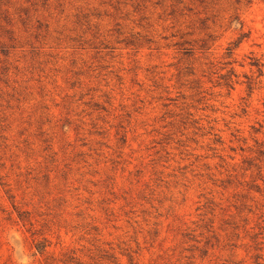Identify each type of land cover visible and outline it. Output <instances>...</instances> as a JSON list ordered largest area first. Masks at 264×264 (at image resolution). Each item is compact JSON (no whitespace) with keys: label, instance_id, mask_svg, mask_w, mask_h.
<instances>
[{"label":"rangeland","instance_id":"374dc122","mask_svg":"<svg viewBox=\"0 0 264 264\" xmlns=\"http://www.w3.org/2000/svg\"><path fill=\"white\" fill-rule=\"evenodd\" d=\"M77 262L264 264V0H0V264Z\"/></svg>","mask_w":264,"mask_h":264},{"label":"trees","instance_id":"16d2710c","mask_svg":"<svg viewBox=\"0 0 264 264\" xmlns=\"http://www.w3.org/2000/svg\"><path fill=\"white\" fill-rule=\"evenodd\" d=\"M252 64H254V65H256V66L261 65V63H259L258 60H254V62H252ZM44 247H45V245H38V246H37V249L41 251V250H43ZM129 259L131 260L132 258L129 257ZM77 264H82V263L77 262ZM114 264H117V263L114 262Z\"/></svg>","mask_w":264,"mask_h":264}]
</instances>
